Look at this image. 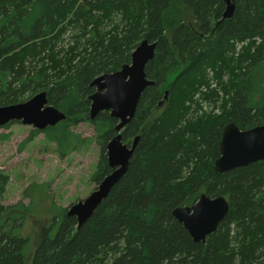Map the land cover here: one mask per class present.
<instances>
[{
  "label": "trees",
  "instance_id": "trees-1",
  "mask_svg": "<svg viewBox=\"0 0 264 264\" xmlns=\"http://www.w3.org/2000/svg\"><path fill=\"white\" fill-rule=\"evenodd\" d=\"M231 2L224 18L227 0H0V107L46 92L67 118L25 142L45 134L61 156L91 142L71 131L90 122L98 185L113 172L118 121L90 120L91 83L130 64L142 41L156 43L145 69L154 85L122 133L128 145L140 137L127 173L80 229L67 210L54 238L42 227L32 264H264V162L214 169L226 126L264 125V0ZM7 182L0 171V199ZM204 194L230 204L205 244L173 216ZM29 209L0 204V264H26L25 218L5 215Z\"/></svg>",
  "mask_w": 264,
  "mask_h": 264
},
{
  "label": "water",
  "instance_id": "water-1",
  "mask_svg": "<svg viewBox=\"0 0 264 264\" xmlns=\"http://www.w3.org/2000/svg\"><path fill=\"white\" fill-rule=\"evenodd\" d=\"M227 5L224 18L231 17L234 12L231 0H227ZM155 51L156 43L144 40L132 53L130 64L115 73L101 75L91 83L95 92L89 98L90 120L94 121L101 113L109 112L119 123L115 127L116 136L107 146L108 162L113 172L88 198L72 205L67 212L68 217L76 218L79 229L92 218L129 169L140 137H136L129 147L123 141L122 131L134 118L144 91L154 85L147 78L145 69L154 59ZM66 117L54 106H48L47 93L43 92L25 103L0 107V128L20 122L44 131L65 121ZM219 150L220 157L214 164L219 174L264 162V125L242 131L235 124H229L224 129ZM229 212L230 204L226 197L212 199L204 194L192 207L177 208L173 216L195 243L205 244L218 231Z\"/></svg>",
  "mask_w": 264,
  "mask_h": 264
},
{
  "label": "rangeland",
  "instance_id": "rangeland-1",
  "mask_svg": "<svg viewBox=\"0 0 264 264\" xmlns=\"http://www.w3.org/2000/svg\"><path fill=\"white\" fill-rule=\"evenodd\" d=\"M32 131V127L20 122L0 130L8 137L0 143V171L8 176L0 204L4 207L18 203L30 205L29 213L5 215L25 218L17 233L28 239L23 251L26 264H32L39 230L43 227L49 237L54 238L66 215L65 210L68 212L72 205L84 201L99 186L93 181V175L97 171L100 146L96 141L98 134L90 122H80L71 131L78 136L77 140L91 142L77 143V148L65 156H61L58 145L49 142L45 134L25 142ZM50 221L52 226L47 227Z\"/></svg>",
  "mask_w": 264,
  "mask_h": 264
},
{
  "label": "crops",
  "instance_id": "crops-1",
  "mask_svg": "<svg viewBox=\"0 0 264 264\" xmlns=\"http://www.w3.org/2000/svg\"><path fill=\"white\" fill-rule=\"evenodd\" d=\"M13 130V129H12ZM50 205V204H49ZM51 224V221H50V223H49V225ZM49 225H47V226H49Z\"/></svg>",
  "mask_w": 264,
  "mask_h": 264
}]
</instances>
